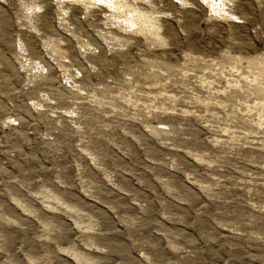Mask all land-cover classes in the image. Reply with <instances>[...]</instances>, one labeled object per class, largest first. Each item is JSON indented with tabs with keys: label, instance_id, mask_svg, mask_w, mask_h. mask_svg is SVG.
<instances>
[{
	"label": "rangeland",
	"instance_id": "374dc122",
	"mask_svg": "<svg viewBox=\"0 0 264 264\" xmlns=\"http://www.w3.org/2000/svg\"><path fill=\"white\" fill-rule=\"evenodd\" d=\"M0 264H264V0H0Z\"/></svg>",
	"mask_w": 264,
	"mask_h": 264
},
{
	"label": "clouds",
	"instance_id": "9594fccd",
	"mask_svg": "<svg viewBox=\"0 0 264 264\" xmlns=\"http://www.w3.org/2000/svg\"><path fill=\"white\" fill-rule=\"evenodd\" d=\"M21 4L23 5L24 4V0H21ZM26 12L28 13V14H31L33 11H34V9L32 8V7H26ZM35 10H39V9H35Z\"/></svg>",
	"mask_w": 264,
	"mask_h": 264
}]
</instances>
